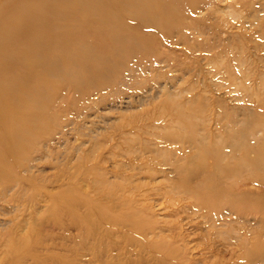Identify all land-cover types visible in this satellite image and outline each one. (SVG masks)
Segmentation results:
<instances>
[{"label":"rangeland","instance_id":"374dc122","mask_svg":"<svg viewBox=\"0 0 264 264\" xmlns=\"http://www.w3.org/2000/svg\"><path fill=\"white\" fill-rule=\"evenodd\" d=\"M97 2L90 6L97 9ZM58 6L75 18L55 26L39 18L41 26L22 23ZM79 9L76 0H0V51L7 55V66L0 63V102H14L26 124L40 119L25 151L29 173L14 163L13 189L0 186V264H63L61 243L79 234L76 225L63 230L55 223H68L60 210L64 196H78V214L89 203L117 215L136 210L147 220L143 235L126 231L133 242L108 223V234L100 227L96 236H82L75 241L77 257L65 252L76 264H264V181L240 166L255 154L254 142L264 140V102L257 105L264 100V0L189 1L181 10L185 18L165 27L171 40L115 58L105 78L92 68V75L67 68L69 60L87 57L78 51L77 28L91 40L108 33L94 31L96 21H80ZM58 34L73 36V43L50 46ZM29 43L48 45L43 56L56 61L48 66L58 72L37 69L25 51ZM16 72L34 73L12 90L2 79ZM230 129L242 133L245 147L231 145ZM167 134L188 141L187 160L179 161L178 141L154 145ZM200 137H206L205 170L220 186L217 194L206 190V198L185 185L188 174L178 170L191 165L200 147L191 140ZM165 155L175 164L159 165ZM32 248L36 253L20 262L14 258Z\"/></svg>","mask_w":264,"mask_h":264},{"label":"bare ground","instance_id":"6f19581e","mask_svg":"<svg viewBox=\"0 0 264 264\" xmlns=\"http://www.w3.org/2000/svg\"><path fill=\"white\" fill-rule=\"evenodd\" d=\"M66 1L67 0H65V2ZM79 1L76 0V2L80 4V9L77 10L78 19L80 21L85 19L83 20L84 23L96 21L97 25L94 27V31L101 33L102 29H106L108 33L104 37H100L99 39L94 37V40H91L88 36L82 33L79 28H77L74 34L76 37H81L83 43L78 51L84 50L87 54V57L86 60H69V66L66 67L76 72L85 73H90L88 72V69L92 68L95 70L96 76L105 78L115 68V58L126 57L129 55V52H133L130 50L135 48H141V50L147 52L153 51L154 46H158L160 40H171L170 34L172 32L167 31L165 27L172 25L173 23L175 24L177 20L180 21V19H184L185 17L181 14V10L185 7L186 3L193 0H127L125 3H123L124 0H97L99 1L96 3L97 9H94L92 6H90V1L92 0ZM173 2L177 3V6L173 7L169 5ZM126 11L127 13L125 17L122 18L120 15ZM37 18L45 21V23L48 25L55 26V22L72 21L75 17L58 6L53 11L40 10L33 16L23 19L22 23L28 24L31 27L35 25H43L44 23L37 24ZM182 26H180L177 31L181 30ZM73 39V36L70 38L63 37L61 34H58L53 37V41L50 46L58 45L59 47L65 46V48H68V44L71 45L73 43ZM35 45L36 43L24 45L25 51L29 55L30 62H32V64L36 66L37 69L52 71V73L58 72L52 69L51 65L48 66V64L51 63V60L45 59L43 56V53H47L48 51V45L42 44L38 47V49L34 47ZM136 50L137 49L134 51ZM65 53L69 52L65 51L64 54ZM32 56H34L33 59ZM55 62V60H52V63ZM0 63L7 66V55L5 50L0 51ZM32 73L34 72H16L10 78H3L2 84L4 86H10L12 90L14 89L15 83L17 82H20V84L23 86L27 85L32 79ZM240 87L244 88V84H240ZM262 102H264V100L258 101L257 105L261 104ZM33 105L34 104L31 102H29L27 105L29 108H31V110H28L29 116L34 114V109H32ZM17 110H19V108L15 106L14 102H10L9 105H4L0 102V186L2 185L1 190L3 192H5V189H13L12 187H8H10L11 182L15 179L13 178L15 176L13 170L14 163L19 164L18 168L21 169L22 172L29 173L28 158H26L25 151L29 149L30 144L36 137V134H34L32 129L35 123L40 120L30 119V121L26 124L25 122L27 121L15 113ZM259 117L264 119L263 114L259 113ZM167 124L168 123H165L162 128H165ZM149 125L154 128L158 127V124L156 123ZM228 132L234 135L232 137L235 139L231 144L233 147H237L238 144L242 147L246 146L243 142L242 133L238 132V134L237 131L231 129L228 130ZM205 138L206 137H200L198 140H191V143L193 144L200 140V147L196 148L199 150V153L194 154L191 157L192 163L190 166H188L187 163L184 166H181V164L178 166V170L180 172L186 171L188 174L187 179L183 178L182 182L185 183V185L196 189L197 192H199L198 197L200 198H206L205 194H210L208 193L210 191H206L209 189L211 190L212 194H217V191H219L218 188L220 187L215 176L210 172H206L205 170ZM157 139L158 140L154 143V145L157 147L160 145L163 146L165 142L170 143L178 141L181 144L180 147L182 151L178 156L179 161H183L184 159L187 160L189 158L188 155L184 153H188L190 144H188V141L182 139L180 135L167 134V136H160ZM253 146L255 154L251 158L244 157L243 161L240 163V166L249 178L256 175L258 177L260 176L259 179L264 181V140H256ZM162 149L165 151L167 148ZM168 155L170 156V154ZM168 155L163 156L158 164L174 165V162L177 160L174 161L173 159L169 158ZM111 156H114V154ZM196 176L199 177V179L192 180L191 177L194 178ZM206 181H212L211 186H205L204 182ZM1 195L2 197L5 196V194ZM119 197H121V195ZM64 198L65 199H63L61 202L60 210L63 212V215H66L68 223L64 224L60 222V219H55V223L63 230H66L71 225H76L78 226L79 234L77 236H73L72 238H70L68 235L70 242L68 244H65L64 242L61 243L60 246L62 249L59 251L60 253L57 255V257L58 259H61L60 261H62L63 264H76L75 256L77 257L78 255L75 245L76 242H81L78 239H80L82 236L95 235L100 230V227H103L104 232L108 234L105 223L112 224L117 229H120L124 234H126L128 231H131L137 232L139 234L141 233V235H143L145 232L144 225L147 220L142 218L139 212L136 210L123 211L120 213V215H117L109 213L104 207L100 205L88 203L89 207L85 214H78L76 209L78 204L81 203V200L78 198V196H64ZM108 198L112 199V195H110ZM241 200L242 197H239V201ZM133 239L134 238L130 235L126 240L133 242ZM44 251L46 254H53L51 252L49 253L48 246H45ZM65 252H70L71 256H75L72 258H70L71 256L67 257ZM32 253H36L34 248L27 249L25 253L17 254V256L14 258H17L20 262V260H22L26 254ZM5 264L19 263L14 262L13 259H9Z\"/></svg>","mask_w":264,"mask_h":264}]
</instances>
